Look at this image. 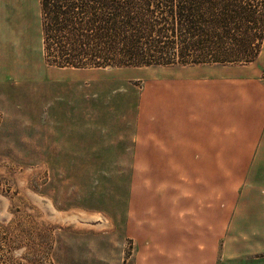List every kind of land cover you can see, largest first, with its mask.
Wrapping results in <instances>:
<instances>
[{
	"label": "rangeland",
	"instance_id": "374dc122",
	"mask_svg": "<svg viewBox=\"0 0 264 264\" xmlns=\"http://www.w3.org/2000/svg\"><path fill=\"white\" fill-rule=\"evenodd\" d=\"M0 254L264 264V39L249 62L58 65L39 0H0Z\"/></svg>",
	"mask_w": 264,
	"mask_h": 264
},
{
	"label": "trees",
	"instance_id": "16d2710c",
	"mask_svg": "<svg viewBox=\"0 0 264 264\" xmlns=\"http://www.w3.org/2000/svg\"><path fill=\"white\" fill-rule=\"evenodd\" d=\"M39 4L45 50L58 65L249 62L264 39V0H39Z\"/></svg>",
	"mask_w": 264,
	"mask_h": 264
}]
</instances>
